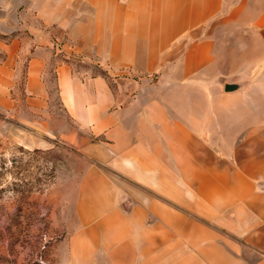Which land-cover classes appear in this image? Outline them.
Instances as JSON below:
<instances>
[{
	"label": "crops",
	"instance_id": "1",
	"mask_svg": "<svg viewBox=\"0 0 264 264\" xmlns=\"http://www.w3.org/2000/svg\"><path fill=\"white\" fill-rule=\"evenodd\" d=\"M55 96L99 139L65 264H264V0H0V112L50 127Z\"/></svg>",
	"mask_w": 264,
	"mask_h": 264
},
{
	"label": "rangeland",
	"instance_id": "2",
	"mask_svg": "<svg viewBox=\"0 0 264 264\" xmlns=\"http://www.w3.org/2000/svg\"><path fill=\"white\" fill-rule=\"evenodd\" d=\"M72 60L84 77L108 75L98 63L81 57ZM124 77L136 78L130 87L131 101L150 104L157 74ZM121 78L108 76L118 94ZM144 85L146 90L138 92ZM167 88L168 84L162 86ZM52 106L50 127L26 128L0 112V264H65L68 258L69 236L78 222L74 203L81 199L84 179L93 178L84 173L96 164L88 151L99 139L91 129L75 126L62 110L59 96L53 97ZM127 130L137 136L136 128ZM73 135L77 143L69 141ZM107 170L106 179L119 190L127 208L136 196V185Z\"/></svg>",
	"mask_w": 264,
	"mask_h": 264
},
{
	"label": "trees",
	"instance_id": "3",
	"mask_svg": "<svg viewBox=\"0 0 264 264\" xmlns=\"http://www.w3.org/2000/svg\"><path fill=\"white\" fill-rule=\"evenodd\" d=\"M94 77H96V76H94ZM106 77V76H105Z\"/></svg>",
	"mask_w": 264,
	"mask_h": 264
}]
</instances>
